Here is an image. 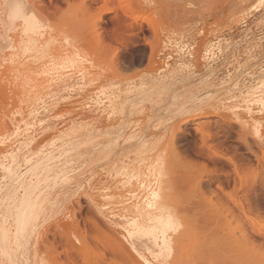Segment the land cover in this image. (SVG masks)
<instances>
[{
    "label": "rangeland",
    "instance_id": "rangeland-1",
    "mask_svg": "<svg viewBox=\"0 0 264 264\" xmlns=\"http://www.w3.org/2000/svg\"><path fill=\"white\" fill-rule=\"evenodd\" d=\"M238 1L119 0L135 12L98 21L102 0L28 6L39 32L29 35L25 63L15 72L0 63V228L12 225V204L26 196L25 221L79 244L77 226L89 215H122L121 223L131 216L107 192L124 182L118 173L147 159L167 184L166 209L154 213L170 223L163 264H264V106L246 112L240 99L262 96L264 0ZM136 14L145 21L134 24ZM163 80L166 90L155 85ZM189 110L212 113L214 123L199 132L202 119L189 121L170 141ZM70 142L41 163L42 154ZM76 201L83 210L71 218ZM100 222L96 232L86 224L87 235L110 246L115 233ZM90 242L89 262L98 253Z\"/></svg>",
    "mask_w": 264,
    "mask_h": 264
},
{
    "label": "bare ground",
    "instance_id": "bare-ground-1",
    "mask_svg": "<svg viewBox=\"0 0 264 264\" xmlns=\"http://www.w3.org/2000/svg\"><path fill=\"white\" fill-rule=\"evenodd\" d=\"M34 1H37V0H33L31 2H29V0H0V18H1L0 19V52H4V54L2 53L3 58H1L2 60H0V63L3 62L4 64L2 63V65L6 64L5 67H8V68L10 67L12 69L15 68L14 72L16 69L18 70V69L22 68L24 63H25L24 61H25V55H26L27 48H28V43L31 42L30 40H28L29 35L31 34V35L35 36L39 32V27H38L37 21H32L30 18H27V16H26L27 7L30 5L34 6ZM94 1H96V0H94ZM111 1L115 2V5H116L115 7L108 6ZM243 1L244 0H239L238 6H240V4ZM102 2H103V4L99 9V14L96 16L97 19L95 21L100 20L101 14H103V13L104 14H111V13L119 12V13H122L125 15V13H132L133 14L135 12V9H132V7H130L131 5H128L129 3H127V5L125 3L124 6L121 5L122 6L121 7L118 5L119 0H102ZM138 20H140V21L142 20V22H143V20L145 21V19L142 18V16L140 14L134 15L132 22L135 24V22ZM30 37H32V36H30ZM28 41H30V42H28ZM162 55H164L163 60L160 57L162 62L164 63V61H165V63H169L168 59L171 55H169L168 52H165V54L163 53ZM72 59H74V58H72ZM160 59H158V60H160ZM150 62L151 61H149V63ZM162 62H161V64H162ZM159 64H157V65H159ZM162 65H164V64H162ZM70 66H72V64ZM160 67H162V66L160 65ZM164 67H165V65H164ZM76 68H77V66H76ZM163 70L161 68L157 72H161ZM157 75H158V73H157ZM16 77H17V75H16ZM164 79H166V78H164ZM153 80H151L152 84L155 83V81H153ZM155 85L162 88V90H166L168 87L167 86L168 84L164 80L162 82L159 81V83H157ZM11 86H14V85H11ZM256 89L258 92L262 93V96L256 97L255 92H247L246 96L240 98L241 103L243 104V106H242L243 111H246V112L249 111L252 104H255L258 107L264 106V92H263L264 91V80H262L258 84ZM21 91H22V88H21ZM196 111H199V110H196ZM185 112L187 113L186 117H184V119H182V122L178 126L176 125L177 127L175 130L172 129L174 131H172V133H170L168 136L170 141H172V142L175 141L176 135L180 131V126L185 125L189 121H195L197 119H202L201 121L195 123V125L198 127V130H200L199 132H201L202 128H206V127L208 128L209 125L214 123V122L210 121L211 119L209 120V118L213 117L212 113L207 114L208 112L207 113L203 112V114H202V113L194 112L191 110H189L188 112L187 111H185ZM98 120H99V118H98ZM101 122H103V121H101ZM91 125H92V123H91ZM215 131H214V133H212V135L214 134V137L217 135L215 133ZM211 132H212V130H211ZM212 135H211V137H212ZM31 139H32V137H31ZM209 140L207 141L208 143L206 144L208 148H209V145H211V143H212ZM32 141H33V139H32ZM70 141H72V140H70ZM91 143H92V141H91ZM93 143H95V142H93ZM146 144H148V143H146ZM69 145L71 146V142L66 144V145H63L64 147L63 146L59 147V148L56 147V149L53 148L52 150H50V152H48L47 156L45 155L42 157V155H44V154H42L41 158H40L41 163L43 162L42 164H45V162L43 161V159H45V161L46 160L48 161V162L46 161V163L50 164L52 159H54L55 154H59V152H61L62 150L65 151ZM70 146H69V148H70ZM144 147H142V148H144ZM67 150H69V149H67ZM46 153H47V151H46ZM108 154H110V153H108ZM213 156H215L214 152L212 153V157ZM0 161H2V160H0ZM49 161H50V163H49ZM140 162H142L143 166L139 165V166H141L139 168H137V167L131 168L130 171L127 170L128 168L127 169L123 168L124 170L118 174H121L122 176L124 175V177H125L124 182L118 183L119 187L116 186L113 190V193L108 194L109 190H108V192L106 191L107 197H110L111 199L115 198V199H118L120 202H123V203H120L119 201H117L118 203H120V205L121 204L125 205V203H126V206L123 205V207H126V208H124V210L130 209L128 211L131 212L130 213L131 216L128 217L129 215H127L128 219L126 218V221H123V222H125V224L123 222L121 223V221L123 220L122 218L124 217V216L122 217V215H120L122 217V218L120 217L122 220L119 218L120 221H118V220L114 219V217L112 218V216H115V215H112L111 217H109L108 214L104 215L101 213V211L100 212L98 211L97 214L99 216V220L96 219L94 216L89 215V217L87 219L83 220L84 223L82 224L83 226L81 228L79 226H77L78 236H75V237H77L79 239L78 240L79 244H78L75 241L72 242L69 238H66L64 235L55 233L53 231L50 232L49 229H46V228L43 229L42 233H40L39 229L37 230V228H35L37 226H34V225L31 226V221H34V219L33 220L28 219L25 221L23 219V216L25 215L24 213L26 211V208L28 207L29 199H27L26 196H22V198L18 199V201H16V202H14L16 199L11 201V204H12V202H14L12 204V207L10 206L11 207V211H10L11 212V214H10L11 218L10 219L12 220L10 222H12L11 223L12 225L10 227L8 226L9 228L8 227L2 228V229L0 228V259L3 257L8 262V264H13L12 258L16 257L17 253H19V259H21L23 261V262H21V264H163L161 256L164 253H167V251L170 250V248H171L170 244L171 245L173 244V242L169 243L168 240H170V238L168 239L166 237V235H167L166 231H168V228L170 227V223H169V220L165 218V216L164 217L163 216L161 217L160 215L154 216V213L155 212H163L166 209V205L164 204V199L166 196H165V191L162 187L166 186L167 184L164 186L161 185L163 183H161L159 180V175H160V173H159L160 170L158 169L159 165H157L158 166L157 169L159 171L158 170L155 171V168L153 167V165L149 164L150 162L149 163L147 162V159H143ZM53 163H54V161H53ZM11 164H13V163H11ZM10 166H9V168H7V172H8V169L11 168ZM235 166L233 168H235ZM152 168H154V169H152ZM2 169L5 170L6 166H5V169L4 168H2ZM236 169H238V168H236ZM243 169H245V167ZM248 169H249V167H248ZM238 170H236L237 171L236 175H238L237 174ZM115 173H117V172H115ZM109 176H110V173H109ZM237 179H239V178H237ZM227 186L229 187V184ZM132 187H134V188L136 187L135 189L138 190V192L134 188L132 189ZM122 188L125 190V193H123L124 191L122 192ZM222 188L223 187H220V192L222 191ZM116 190H118V191L116 192ZM105 196H106V194H105ZM89 199H91V198H89ZM200 202H202V201H200ZM75 204H76L77 208L75 209V208L71 207V209L69 211V213H70L69 216L71 218H75L77 215H80L82 210H83V207L79 204L78 201H76ZM209 206H210V204H209ZM123 207H122V209H123ZM238 208H239L240 212L241 211L243 212L244 207H241L239 205V202H238ZM8 209H10V208H8ZM249 209H251V208L248 207V210ZM98 216H96V217H98ZM43 218H45V217H43ZM117 218H118V215H117ZM100 221H102L103 223L106 224V226L111 228V230L115 233V237L117 236L116 239H115V237L108 236L110 238H114V241L112 239L113 243L110 246L104 245L105 243H102L101 241H99L98 236L97 237L92 236V235H96V234H93L92 232H91V234H92L91 236L87 235L86 224H89L91 226L90 227L91 230L93 232H96V231H99L101 228V222ZM11 227H12V230H11ZM157 230H158V232H160L159 237H157L159 234L155 233V235H154V232H157ZM114 233H113V236H114ZM48 237H50L51 239H48ZM156 239H158V240L160 239L161 242L158 243V240H157V243H156V241H154ZM90 241H92V245L94 243V245H95L94 248L96 250H98L97 254H99L98 256H96L97 254L95 256H93V258H92L94 260V261L92 260L93 262L91 261V259H90L91 262H89L88 258H87L88 260L85 259V254L88 255L87 252H92V250H93L92 249L93 247L90 246L91 245ZM75 243L77 245H75ZM169 246H170V248H169ZM40 247H42V248L40 249ZM88 250H90V251H88ZM171 250H170V252H171ZM168 253H169V251H168ZM42 255H45V258L47 255L49 256V257L47 256L48 257L47 260H44L45 262L42 261V259H43ZM19 259H17V261ZM106 260H108V262H106ZM174 262H175V260H174Z\"/></svg>",
    "mask_w": 264,
    "mask_h": 264
},
{
    "label": "built area",
    "instance_id": "built-area-1",
    "mask_svg": "<svg viewBox=\"0 0 264 264\" xmlns=\"http://www.w3.org/2000/svg\"><path fill=\"white\" fill-rule=\"evenodd\" d=\"M215 52V51H214Z\"/></svg>",
    "mask_w": 264,
    "mask_h": 264
}]
</instances>
